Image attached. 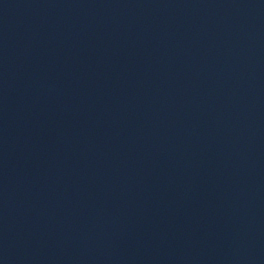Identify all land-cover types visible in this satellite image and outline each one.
<instances>
[{
    "label": "water",
    "instance_id": "obj_1",
    "mask_svg": "<svg viewBox=\"0 0 264 264\" xmlns=\"http://www.w3.org/2000/svg\"><path fill=\"white\" fill-rule=\"evenodd\" d=\"M0 264H264V0H0Z\"/></svg>",
    "mask_w": 264,
    "mask_h": 264
}]
</instances>
